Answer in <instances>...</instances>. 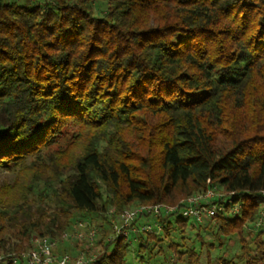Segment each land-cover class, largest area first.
<instances>
[{"label": "trees", "instance_id": "1", "mask_svg": "<svg viewBox=\"0 0 264 264\" xmlns=\"http://www.w3.org/2000/svg\"><path fill=\"white\" fill-rule=\"evenodd\" d=\"M0 171V264L77 217L89 264H264V0H0ZM208 189L239 212L109 242Z\"/></svg>", "mask_w": 264, "mask_h": 264}, {"label": "built area", "instance_id": "2", "mask_svg": "<svg viewBox=\"0 0 264 264\" xmlns=\"http://www.w3.org/2000/svg\"><path fill=\"white\" fill-rule=\"evenodd\" d=\"M233 197V193L223 194L213 189H208L205 192L185 198V200L182 199L174 206L164 204L140 205L133 209L125 210L116 221L111 222L112 236L109 242L118 238L128 240L130 233L135 231L133 224L139 217L165 218L167 216L178 215L193 225H197L224 213L225 206L227 205H231L227 213L235 215L239 212V206L232 205ZM111 212L112 210L109 214ZM263 223L264 207H261L255 221V227L262 226ZM154 228L159 230L158 226L144 222L141 230L153 232ZM96 237L97 230L87 222L82 221L76 224V229L71 234L64 233L60 240L33 238L31 240L33 245L32 250L26 255L23 254L22 257L26 260L27 264H89L97 255L87 257L80 254L73 259L67 254L56 257L54 249L57 247L59 241L62 242L70 239L79 243L87 251L95 243Z\"/></svg>", "mask_w": 264, "mask_h": 264}, {"label": "rangeland", "instance_id": "3", "mask_svg": "<svg viewBox=\"0 0 264 264\" xmlns=\"http://www.w3.org/2000/svg\"><path fill=\"white\" fill-rule=\"evenodd\" d=\"M10 178H11V175H9V173L0 171V183L4 182V181L7 182V181L10 180ZM82 221H86V222L92 223L91 221H88L87 218L77 217L76 221L73 222V225L70 227V229L66 233L71 234L76 229V224L79 223V222H82ZM149 221L151 222V220H149ZM92 224L93 225H91V226H93L98 232V229L96 227L97 222H94ZM194 235H195L194 231L190 233L191 240L189 241V243H193L195 245V250L197 251V250H199V244H198L197 241H194V239L191 237V236H194ZM207 238H210V236L209 237L207 236L206 239ZM32 239L33 238H31L30 242H29L31 248H29V250L27 252L22 253L21 255H23V254L26 255L30 250H32V248H33V245L31 243ZM177 240L179 241L178 238H177ZM236 240H237V238H234V239L232 238L231 241L227 242V245L223 246V250L222 251L219 250V249H216L212 255L214 256V255L222 254L224 252H225V254L228 255V254H231V253L235 252V250L238 248L237 247V243L235 242ZM98 253H100V249L97 248V249H91V250H87L86 251V250L83 249V247L79 243H77V242H75L73 240H70V239L64 240L62 242L59 241L57 243V247L54 249L55 256H57L58 254L60 256H62L63 254H67L72 259L77 257V256H79L80 254H82L84 256H87V257H89V256L92 257V256L98 255ZM167 256L170 257L171 254H169ZM169 257H167V258H169Z\"/></svg>", "mask_w": 264, "mask_h": 264}]
</instances>
